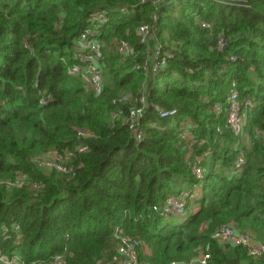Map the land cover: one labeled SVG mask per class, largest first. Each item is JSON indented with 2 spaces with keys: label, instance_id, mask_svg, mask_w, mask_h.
Wrapping results in <instances>:
<instances>
[{
  "label": "trees",
  "instance_id": "16d2710c",
  "mask_svg": "<svg viewBox=\"0 0 264 264\" xmlns=\"http://www.w3.org/2000/svg\"><path fill=\"white\" fill-rule=\"evenodd\" d=\"M101 8L109 19L98 38H124L139 54L123 57L103 46L104 84L95 95L73 71L72 49L90 14ZM145 22L154 24L162 44L175 47L157 74L134 67L144 50L136 28ZM220 35L225 44L218 48ZM232 81L240 98L254 103L247 118L251 146L235 172L227 171L235 160V136L225 126ZM127 93L129 101L118 100ZM142 93L144 136L137 141L114 113L126 115ZM216 102L223 105L219 114ZM156 104L177 112L160 118ZM186 120L205 140L193 153L209 150L202 179L193 175V154L180 137ZM78 129L93 136L80 141ZM256 129L264 130V0H244L242 6L211 0H0V180L23 173L43 185L33 191L0 184V225L18 224L20 235L10 230L0 249L18 253L24 264H46L56 254L67 264H102L115 253L116 231L143 241L139 258L149 264L188 260L206 245L207 264H263L244 247L211 238L217 225L234 222L264 242V144ZM78 142L89 150L75 158L82 167L70 179L33 161ZM195 186L199 196L188 201L181 218L153 210L167 195Z\"/></svg>",
  "mask_w": 264,
  "mask_h": 264
},
{
  "label": "built area",
  "instance_id": "2783aa9c",
  "mask_svg": "<svg viewBox=\"0 0 264 264\" xmlns=\"http://www.w3.org/2000/svg\"><path fill=\"white\" fill-rule=\"evenodd\" d=\"M174 0H139L140 3L151 2L153 5L160 3H173ZM226 2L232 6H242L244 0H211ZM121 12H126L127 8L120 6ZM109 11L105 8L93 11L87 19V25L76 38L72 57L77 61V66L73 71L80 72L82 79L87 82L95 95L99 94L103 88L104 78L103 71L100 66L102 53H100V39L98 38L101 27L106 24L109 19ZM152 20H156L155 13L152 14ZM198 24L203 28H211V24L207 21L196 19ZM136 36L139 43L144 46L145 56L139 62H136L134 67L145 73L157 74L162 71L167 61L174 55V47L168 44H162L156 37L154 24L145 22L138 25L136 28ZM225 44V39L222 35L219 36L217 47L221 48ZM114 48L121 56L134 55L137 50L128 40L124 38L114 39ZM234 59V57H232ZM127 97V96H125ZM120 97L119 101H127V98ZM139 104L131 105L126 115H121L122 112L114 113V116L121 117L132 136L139 141L144 136V130L141 127L140 120L144 114L146 107L145 94L139 96ZM225 126L235 136L234 148L236 150L235 160L233 165L227 170L229 172L239 171L246 162V153L249 150L252 142V135L247 130L248 112L253 107L252 98H240L237 82L232 81L231 87L225 98ZM154 110L158 113L160 118H167L176 114V108H163L160 105H154ZM223 105L216 102L213 107L215 114L221 113ZM194 124L185 121L182 124L180 137L188 143V150L193 154L191 160V171L197 179H202L204 176V169L202 161L206 159L209 150H203L201 153H193L195 146H203L205 140L197 138L192 133ZM93 133L87 129H78L77 137L82 139L90 138ZM254 136L259 137L264 144V130L256 129ZM89 150L86 143L78 142L74 148L65 149L62 151H49L40 156L33 158V161L38 167L44 171H56L66 175L68 179L72 178L76 170L82 167V163L76 162L75 158L78 154L85 153ZM0 184L5 185L11 189L14 187H22L28 185L33 191H39L43 185L39 182L31 181L23 173L17 174L13 179L0 180ZM200 189L195 186L191 191H181L174 194H169L165 199L157 205L153 206V210L159 212L164 217L171 215L181 216L186 212V205L188 201L193 200L199 196ZM10 230L17 234L19 232V225L13 224L11 227L2 224L0 225V239L7 238ZM116 247L113 256L104 261L102 264H149L143 262L139 258V249L143 246V241L134 239L115 232ZM211 238L216 242L227 246H242L246 249L247 254L253 258L262 260L264 264V242L258 240L250 231L240 230L234 222H225L217 225L211 232ZM211 254L209 245H206L195 256L188 260L174 259L169 264H207ZM0 264H24V259L18 253L6 254L0 249ZM46 264H67L63 254H56Z\"/></svg>",
  "mask_w": 264,
  "mask_h": 264
},
{
  "label": "rangeland",
  "instance_id": "374dc122",
  "mask_svg": "<svg viewBox=\"0 0 264 264\" xmlns=\"http://www.w3.org/2000/svg\"><path fill=\"white\" fill-rule=\"evenodd\" d=\"M99 41H100V44H102V47L103 46H106V49H107L108 52L118 54V53L115 52L116 50L114 48V39L111 40V41H108V42H105L103 40H99ZM170 46L171 47H174L172 45H170ZM100 53H102V56H103V52H102V48L101 47H100ZM137 54H139V52H136L134 55H131V56H123V55L122 56L123 57H135ZM142 54H143L142 57H144L145 56V50H143V53ZM103 78H104V75H103ZM125 96H127V97H125ZM122 97L127 98V101H129L132 98V95L127 93V94H123V96H121V98ZM186 121L191 122L190 120H186ZM45 172H49V171H45ZM176 217L181 218L182 216H176Z\"/></svg>",
  "mask_w": 264,
  "mask_h": 264
}]
</instances>
